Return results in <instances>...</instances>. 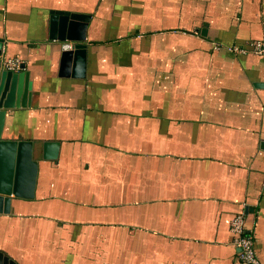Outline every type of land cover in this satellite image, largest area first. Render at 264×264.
<instances>
[{
  "label": "crops",
  "instance_id": "obj_1",
  "mask_svg": "<svg viewBox=\"0 0 264 264\" xmlns=\"http://www.w3.org/2000/svg\"><path fill=\"white\" fill-rule=\"evenodd\" d=\"M59 12L90 15L66 73ZM0 38L23 73L3 136L38 163L0 212L1 252L238 264L241 215L264 264V0H0Z\"/></svg>",
  "mask_w": 264,
  "mask_h": 264
},
{
  "label": "water",
  "instance_id": "obj_2",
  "mask_svg": "<svg viewBox=\"0 0 264 264\" xmlns=\"http://www.w3.org/2000/svg\"><path fill=\"white\" fill-rule=\"evenodd\" d=\"M58 14L61 16H52L51 37L63 42L61 67L62 73H66L64 70L73 56L78 64L83 65L85 62V41L90 15L70 12H59ZM58 25L61 26V33L56 35ZM62 27H66V30L63 31ZM3 48L4 40L0 38V212L7 213L10 211L12 194L22 195L20 190L25 184L22 174L29 172L30 181L26 183L32 187L33 175L38 163L33 159L32 141L9 139L3 136L7 111L15 106L13 88L9 91V85L11 83L13 87L23 75L6 66L9 58L3 61ZM0 264L18 263L0 251Z\"/></svg>",
  "mask_w": 264,
  "mask_h": 264
},
{
  "label": "built area",
  "instance_id": "obj_3",
  "mask_svg": "<svg viewBox=\"0 0 264 264\" xmlns=\"http://www.w3.org/2000/svg\"><path fill=\"white\" fill-rule=\"evenodd\" d=\"M236 51L245 52V49L234 48ZM251 51L256 54L264 56V40L253 41L251 43ZM6 66L11 70H19L22 68V61L18 58L9 59ZM231 229L234 233V244L239 250V263L238 264H260L254 249V240L252 234L248 233L244 228V218L237 215L233 221Z\"/></svg>",
  "mask_w": 264,
  "mask_h": 264
}]
</instances>
